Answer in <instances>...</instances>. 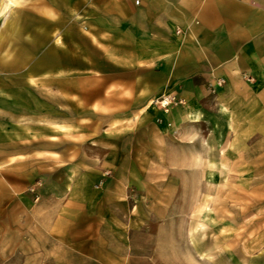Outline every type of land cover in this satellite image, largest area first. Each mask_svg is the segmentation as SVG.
<instances>
[{
    "label": "crops",
    "instance_id": "0c3cea01",
    "mask_svg": "<svg viewBox=\"0 0 264 264\" xmlns=\"http://www.w3.org/2000/svg\"><path fill=\"white\" fill-rule=\"evenodd\" d=\"M74 72L81 87L94 85L88 72L97 77V102L129 104L127 115L114 111V118L135 117L142 104L170 94L184 102L163 114L176 125L211 116L204 104H217L226 119L239 112L240 130H264V0H0V264L18 252L10 251L8 200L29 196L22 91ZM105 163L111 170L50 192L51 222L38 228L47 232L49 254L41 255L38 242L33 263L201 264L185 254L133 251L164 245L135 234L147 236L151 221L159 232L168 225L177 191L170 178L119 171L114 155ZM248 176L242 172L243 181ZM231 223L226 218L227 229ZM248 247L243 232L219 242L210 235L207 262L250 264Z\"/></svg>",
    "mask_w": 264,
    "mask_h": 264
},
{
    "label": "rangeland",
    "instance_id": "374dc122",
    "mask_svg": "<svg viewBox=\"0 0 264 264\" xmlns=\"http://www.w3.org/2000/svg\"><path fill=\"white\" fill-rule=\"evenodd\" d=\"M86 78L94 85L81 87L79 72L59 73L53 80L42 79L40 86L26 83L22 91L26 110L24 185L29 196L8 200L10 251L18 250L10 253L8 264H36L32 256L38 242L41 255L49 254L47 232L42 229L39 235L38 228L51 222L53 210L49 212V208L54 200L50 192L60 195L71 180L80 181L94 170H111L105 162L113 155L120 159L119 171L132 169L149 178H170L177 191L170 200L168 225L159 232L156 221H151L150 234H135L138 240H161L164 245L138 246L133 251L155 254L158 249L164 255L185 254L189 261L194 256L208 264L210 235L219 242L228 236L240 238L243 232L249 242V263L264 264V255H255L264 250V130H240L239 112L226 119L224 106L217 104H204L211 116L176 125L163 114L168 116L184 102L170 94L142 104L135 117L114 118V111L127 115L129 104L97 102V93L103 88L97 87L92 72ZM32 112L35 118L27 115ZM246 170L248 182L242 180ZM36 203L41 209L33 208ZM226 218L232 222L229 229Z\"/></svg>",
    "mask_w": 264,
    "mask_h": 264
},
{
    "label": "bare ground",
    "instance_id": "6f19581e",
    "mask_svg": "<svg viewBox=\"0 0 264 264\" xmlns=\"http://www.w3.org/2000/svg\"><path fill=\"white\" fill-rule=\"evenodd\" d=\"M12 2L13 1H9V2H7L6 4H5V8H7L8 10L10 9V8H12L11 6H12ZM165 103V102H164Z\"/></svg>",
    "mask_w": 264,
    "mask_h": 264
},
{
    "label": "built area",
    "instance_id": "2783aa9c",
    "mask_svg": "<svg viewBox=\"0 0 264 264\" xmlns=\"http://www.w3.org/2000/svg\"><path fill=\"white\" fill-rule=\"evenodd\" d=\"M163 101L165 102V103L163 102V104H166V103H167V101H166V100H163Z\"/></svg>",
    "mask_w": 264,
    "mask_h": 264
}]
</instances>
